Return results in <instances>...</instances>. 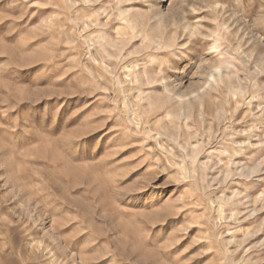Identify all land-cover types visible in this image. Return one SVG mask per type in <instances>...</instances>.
<instances>
[{
  "label": "rangeland",
  "instance_id": "rangeland-1",
  "mask_svg": "<svg viewBox=\"0 0 264 264\" xmlns=\"http://www.w3.org/2000/svg\"><path fill=\"white\" fill-rule=\"evenodd\" d=\"M0 264H264V0H0Z\"/></svg>",
  "mask_w": 264,
  "mask_h": 264
}]
</instances>
